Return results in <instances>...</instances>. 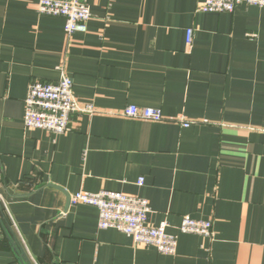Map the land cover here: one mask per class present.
Here are the masks:
<instances>
[{
  "label": "crops",
  "instance_id": "obj_1",
  "mask_svg": "<svg viewBox=\"0 0 264 264\" xmlns=\"http://www.w3.org/2000/svg\"><path fill=\"white\" fill-rule=\"evenodd\" d=\"M201 1L88 0L87 30L68 36L39 0H0V264H264V6ZM63 73L95 112L65 133L27 127L30 84ZM102 190L147 199L176 253L70 204ZM185 216L212 235L182 232Z\"/></svg>",
  "mask_w": 264,
  "mask_h": 264
},
{
  "label": "built area",
  "instance_id": "obj_2",
  "mask_svg": "<svg viewBox=\"0 0 264 264\" xmlns=\"http://www.w3.org/2000/svg\"><path fill=\"white\" fill-rule=\"evenodd\" d=\"M264 6V0H203L200 10L204 12H232L239 5ZM39 12L65 18V30L68 36L76 31H86L91 18L88 0H39ZM193 29L187 31V41L191 45ZM24 122L27 127L42 128L56 133H65L71 129V117L74 113L93 114L92 104H80L73 93V80L63 73L57 82L33 81L26 98ZM130 117L151 121L163 120L160 109L129 105L123 112ZM184 125H189L185 123ZM144 178L138 183L142 185ZM70 204L79 203L96 206L99 210V227L115 228L131 236L136 244L154 246L161 253L173 255L177 250V239L166 232L167 223L159 226L148 224L150 206L147 199L118 191L102 190L97 193L78 191L69 198ZM180 230L210 236L213 233L211 220H199L185 216ZM32 264H39L31 257Z\"/></svg>",
  "mask_w": 264,
  "mask_h": 264
},
{
  "label": "water",
  "instance_id": "obj_3",
  "mask_svg": "<svg viewBox=\"0 0 264 264\" xmlns=\"http://www.w3.org/2000/svg\"><path fill=\"white\" fill-rule=\"evenodd\" d=\"M24 264H32V263H30V262H28V263H25V262H24Z\"/></svg>",
  "mask_w": 264,
  "mask_h": 264
}]
</instances>
